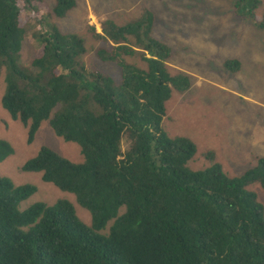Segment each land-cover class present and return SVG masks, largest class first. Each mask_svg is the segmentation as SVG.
I'll return each mask as SVG.
<instances>
[{
  "label": "trees",
  "instance_id": "1",
  "mask_svg": "<svg viewBox=\"0 0 264 264\" xmlns=\"http://www.w3.org/2000/svg\"><path fill=\"white\" fill-rule=\"evenodd\" d=\"M260 4L238 0L237 13L255 20ZM74 8L75 0H58L53 13L65 18ZM49 12L44 0H0L2 106L28 128L29 144L49 122L56 136L81 148L77 164L44 147L22 171L74 195L91 224L65 199L22 210L38 188L0 177V264H264V205L247 190L259 184L264 191V157L236 178L224 173L214 151L204 155L212 167L188 166L197 145L168 137L163 121L173 94L187 93L193 80L170 71L172 50L153 37V12L145 9L126 25L103 21L101 34L90 29L111 45L95 53L120 67V81L87 70L83 39L57 27L31 36L37 52L31 67L21 66L29 15ZM255 25L264 30V19ZM133 57L145 66L126 61ZM223 66L236 73L241 63ZM13 153L0 140V163Z\"/></svg>",
  "mask_w": 264,
  "mask_h": 264
},
{
  "label": "rangeland",
  "instance_id": "2",
  "mask_svg": "<svg viewBox=\"0 0 264 264\" xmlns=\"http://www.w3.org/2000/svg\"><path fill=\"white\" fill-rule=\"evenodd\" d=\"M44 1L50 7L48 15H29V37L20 53L21 66L31 67L35 58L38 42L31 36L57 27L64 34L83 39L87 52L82 63L87 70L120 81V67L99 60L95 53L98 48H111V45L96 39L90 29L94 27L101 34L103 21L126 25L139 20L148 9L155 16L153 37L172 50L168 62L170 71L188 74L195 86L188 95L173 94L166 104L167 115L163 121L168 137H187L197 145V154L188 166L194 171L212 167L204 155L214 151L216 163L223 167L224 173L236 178L255 167L258 158L264 157V142L259 141L260 137L264 138V30L255 25L264 19V0L255 12V20L239 16L238 0H75L76 8L65 18L53 13L58 0ZM39 17L46 18L42 25L36 23ZM227 60H238L240 70L227 71L223 66ZM126 61L141 68L145 66L139 57L126 58ZM5 75L6 68H2L0 140L9 142L14 153L0 163V177L10 178L17 186L31 184L38 188V192L21 205L22 210L35 203L53 206L65 199L75 205L80 219L90 225V213L77 204L74 195L43 182L40 173L22 171L24 164L44 147L73 163H82L84 158L81 148L56 136L49 122H44L34 142L28 143V128L14 121L2 106ZM179 100L182 101L178 103ZM122 148L123 151L128 149L127 141ZM247 190L254 192L264 205V191L259 184Z\"/></svg>",
  "mask_w": 264,
  "mask_h": 264
},
{
  "label": "crops",
  "instance_id": "3",
  "mask_svg": "<svg viewBox=\"0 0 264 264\" xmlns=\"http://www.w3.org/2000/svg\"><path fill=\"white\" fill-rule=\"evenodd\" d=\"M194 87H195V86H194V84H193L192 88H191L187 93H185L184 95H186V94L188 95V93H190V92L194 89ZM201 87H203V86L201 85ZM180 99H183V97H182V98L180 97ZM180 101H182V100H179L178 103H179ZM262 133L264 134V131H262ZM259 141L264 142V138L260 137V140H259ZM259 141H258V142H259Z\"/></svg>",
  "mask_w": 264,
  "mask_h": 264
}]
</instances>
